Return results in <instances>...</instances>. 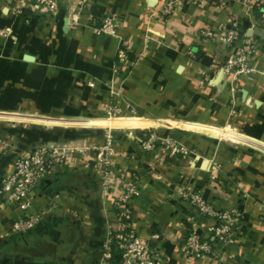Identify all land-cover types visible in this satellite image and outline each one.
Wrapping results in <instances>:
<instances>
[{"label":"crops","instance_id":"1","mask_svg":"<svg viewBox=\"0 0 264 264\" xmlns=\"http://www.w3.org/2000/svg\"><path fill=\"white\" fill-rule=\"evenodd\" d=\"M58 1L56 15L28 8L25 16L9 0L0 4V28L10 30L0 38V183L22 152L49 142L101 145L110 132L116 173L138 178L132 208L151 252L167 264H264V0L263 12L242 0L225 7L172 0L170 13L168 0ZM105 15L116 20L114 35L92 25ZM231 19L254 53L250 71L227 77L225 50L201 31ZM121 46L129 63L117 61ZM114 109L119 117L108 116ZM151 132L191 154L142 150L140 139ZM95 160L75 155L31 189L29 212L40 222L28 234L12 230L23 214L15 204L0 212V264H102L117 210ZM188 189L241 212L236 242L218 246L219 258L179 253L186 235L207 227L182 197Z\"/></svg>","mask_w":264,"mask_h":264},{"label":"built area","instance_id":"2","mask_svg":"<svg viewBox=\"0 0 264 264\" xmlns=\"http://www.w3.org/2000/svg\"><path fill=\"white\" fill-rule=\"evenodd\" d=\"M88 1L90 0H80L81 5ZM186 1L189 4L200 6L206 3V0ZM216 1L217 4L225 7L231 0ZM4 2L6 0H0V4ZM242 2L263 12V0H242ZM8 4L12 5L17 14H23V11L28 8L53 15L59 11L58 0H9ZM172 9L173 1L168 0L164 6V12L170 13ZM72 16L73 18L76 16L75 12ZM92 25L97 34L114 35L116 33V20L111 15L92 18ZM9 34V29L0 28V38L7 37ZM201 34L225 50V59L220 68L224 76H235L251 70L249 61L254 53V44L246 37L239 20L231 19L227 24L205 28ZM188 54L195 56L192 51H189ZM117 61L119 64L129 63L127 50L124 46L118 48ZM120 113L118 109H114L108 116L119 117ZM158 145H162L176 157L184 158L192 152L190 146L184 145L172 137H161L155 132L144 134L140 139V147L144 151H152ZM114 153L113 135L106 132L104 143L101 145L49 142L18 154L13 161L11 172L0 183V212L15 204L23 214L17 216L14 221L13 232L28 234L33 231L39 224L40 218L37 214L29 212L32 201L28 198V193L31 189L55 167L70 163L73 156L79 155L85 161H90L91 156L95 154L94 167L102 178L103 191L107 196H113V205L117 210V224L111 228L108 237L103 242L102 264L110 262L114 253L120 255L119 264H167L159 254L151 252L138 236L132 208V202L139 194L138 178L134 173L128 174V177L116 173L113 166ZM112 188H118L119 191L113 195ZM181 195L201 218L207 220V227L206 234L192 232L186 235L180 243L179 253L189 258L206 254L219 258L218 246H229L235 243L241 231L240 210L235 207L215 208L200 190L188 189L182 191Z\"/></svg>","mask_w":264,"mask_h":264},{"label":"trees","instance_id":"3","mask_svg":"<svg viewBox=\"0 0 264 264\" xmlns=\"http://www.w3.org/2000/svg\"><path fill=\"white\" fill-rule=\"evenodd\" d=\"M29 13V10H25L24 12H23V14L26 16V14H28ZM113 258H114V261H115V263L116 264H119L120 263V255L118 254V253H114L113 254Z\"/></svg>","mask_w":264,"mask_h":264},{"label":"rangeland","instance_id":"4","mask_svg":"<svg viewBox=\"0 0 264 264\" xmlns=\"http://www.w3.org/2000/svg\"><path fill=\"white\" fill-rule=\"evenodd\" d=\"M118 116H120V115H118ZM240 146L245 147V148H253V149H255L254 147H251V146L246 145V144H240ZM255 150H256V149H255Z\"/></svg>","mask_w":264,"mask_h":264}]
</instances>
